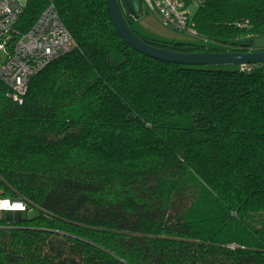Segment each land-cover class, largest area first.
Instances as JSON below:
<instances>
[{
    "label": "trees",
    "instance_id": "16d2710c",
    "mask_svg": "<svg viewBox=\"0 0 264 264\" xmlns=\"http://www.w3.org/2000/svg\"><path fill=\"white\" fill-rule=\"evenodd\" d=\"M78 48L0 80V264H264V69L163 62L132 48L106 0H55ZM47 5L28 0L27 32ZM182 53L263 51L264 0H204ZM207 42H203V41ZM230 46V49L225 48Z\"/></svg>",
    "mask_w": 264,
    "mask_h": 264
},
{
    "label": "built area",
    "instance_id": "2783aa9c",
    "mask_svg": "<svg viewBox=\"0 0 264 264\" xmlns=\"http://www.w3.org/2000/svg\"><path fill=\"white\" fill-rule=\"evenodd\" d=\"M47 5L37 21L27 32L18 28L28 0H0V80L7 86L9 97L20 104L28 93L33 77L51 62L70 54L78 48L77 41L62 21L55 0ZM204 0H140L143 15H158L165 26L187 34L200 41L195 29V12ZM195 6L196 11L193 10ZM203 42H207L206 40ZM263 69H264V63ZM257 64L241 65L250 71ZM10 203L22 202L23 211H0L2 218L9 215L35 212L23 200L3 197Z\"/></svg>",
    "mask_w": 264,
    "mask_h": 264
},
{
    "label": "water",
    "instance_id": "95a60500",
    "mask_svg": "<svg viewBox=\"0 0 264 264\" xmlns=\"http://www.w3.org/2000/svg\"><path fill=\"white\" fill-rule=\"evenodd\" d=\"M122 7L119 0H106L113 24L121 37L132 48L154 59L176 63L186 66H223V65H250L264 63L263 51L250 52H196L182 53L171 51L154 45L148 39L138 36L129 26L125 12L135 20L143 18L141 13L140 0H122ZM18 215H21L18 213Z\"/></svg>",
    "mask_w": 264,
    "mask_h": 264
},
{
    "label": "rangeland",
    "instance_id": "374dc122",
    "mask_svg": "<svg viewBox=\"0 0 264 264\" xmlns=\"http://www.w3.org/2000/svg\"><path fill=\"white\" fill-rule=\"evenodd\" d=\"M122 7H124L122 0H119ZM193 10L196 11L195 6L193 7ZM197 11L195 12L196 15ZM152 17L150 14H147L143 17V20L148 21L149 22V26L151 27L150 29H152V33H154L155 37H158V39L160 40H164V41H169V40H183V42H196L197 39L193 38L190 35L187 34H183V33H179L178 31L169 28V27H163L158 21H156L153 18H149L148 17ZM151 32V31H150ZM178 32V33H177ZM180 34V36H175L174 34ZM187 40V41H185ZM174 41V40H173ZM177 42H182V41H177ZM241 44H246L252 47V48H264V36H259V37H248L245 39H242L240 41H237L236 46H240ZM225 48L230 49V46H226ZM216 68H220V69H226V70H234L237 69L238 66L235 65H223V66H217ZM31 214H34V212H31ZM2 217V215L0 214V218Z\"/></svg>",
    "mask_w": 264,
    "mask_h": 264
},
{
    "label": "crops",
    "instance_id": "0c3cea01",
    "mask_svg": "<svg viewBox=\"0 0 264 264\" xmlns=\"http://www.w3.org/2000/svg\"><path fill=\"white\" fill-rule=\"evenodd\" d=\"M150 15L152 17H149V15H148L149 18H153L156 21H158L163 27H167V26L164 25V23L162 22L161 18L158 15H156V14H150ZM144 16L145 15H143V17ZM135 21H136V28L142 35L147 36L149 38L158 39V37H155L154 33H152L153 31H152V29H150L151 27L149 26V22L148 21L143 20V18H141L140 20H135ZM177 33L174 34V35L175 36H180V34H177ZM173 40L174 41H182L183 42V40H176V39H173ZM173 40H169V41H173ZM185 41H187V40H185Z\"/></svg>",
    "mask_w": 264,
    "mask_h": 264
},
{
    "label": "clouds",
    "instance_id": "9594fccd",
    "mask_svg": "<svg viewBox=\"0 0 264 264\" xmlns=\"http://www.w3.org/2000/svg\"><path fill=\"white\" fill-rule=\"evenodd\" d=\"M22 202L10 203L8 200H0V211H23Z\"/></svg>",
    "mask_w": 264,
    "mask_h": 264
}]
</instances>
